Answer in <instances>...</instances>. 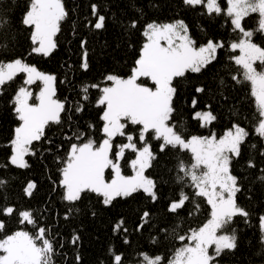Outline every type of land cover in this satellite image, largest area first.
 Masks as SVG:
<instances>
[{
    "label": "snow or ice",
    "instance_id": "1",
    "mask_svg": "<svg viewBox=\"0 0 264 264\" xmlns=\"http://www.w3.org/2000/svg\"><path fill=\"white\" fill-rule=\"evenodd\" d=\"M182 3L192 8L203 6L209 15L227 16L233 31L239 32L237 41L228 47L232 52L239 51V55L230 56L229 59L242 69V72L232 75L231 79L237 84L250 82L251 95L255 98L259 115L254 132L264 140V46L253 40L257 32L264 34V0H226V9L222 8L219 0H182ZM91 12L96 19L94 23L89 21L87 26L95 30L103 29L106 16L99 13L96 4L91 5ZM253 13L259 14L258 28L246 30L242 21ZM4 15H0V40L10 39L11 29ZM67 16L68 12L62 0H29L20 23L30 29V54L48 57L53 53L57 48L55 37L60 32L61 22ZM137 24V20H132L131 28H136ZM142 35L146 42L140 48L131 74L127 78L108 74L101 83L81 86L80 100L71 106H68L67 98L63 101L55 98L54 84L57 77L54 74L39 71L22 56L0 60V89L12 82L18 74H25L23 85L18 88L12 100L13 111L19 124L8 142L11 148L8 163L19 169L30 168L31 165L25 157L37 154L32 147L34 142L46 138V129L51 125H60L63 122V113H69V122L73 120V113H82L85 110L83 102L89 100V90L97 89L100 95L96 107L103 106L100 115L103 126L100 131L104 138L97 145L93 138L79 128L72 132V135L65 134L64 139L69 142L70 147L66 159L60 161L63 167L59 169L61 178L58 184L53 181L56 187L63 189V201L70 206L75 205L85 194L94 193L101 198L99 203L108 207L117 198H130L142 192L156 203L159 200L157 182L146 175V171L158 159L147 139L150 133L154 134L153 139L162 141L159 144L161 153L170 147L180 152L188 151L192 157L190 164L183 159L178 160L175 180L182 187L178 199H172L168 203V213L177 214L186 206V202L193 203L196 210H199L197 198L200 197L205 198L211 206V218L198 229H190L188 235L176 236L175 229L169 233L181 242H188L176 249L175 257L169 264H218V258L222 254L226 251L233 252L238 246L237 230L231 228L234 217L247 218L250 215L237 203V193L241 192L242 188L238 177L232 174L233 160L240 158L242 146L250 132L240 123L233 122L231 127L218 137V134L210 129L218 119L213 114L211 104L205 105L208 110H196L199 100L197 96H193L191 108L194 111L191 118L197 120L201 128H209L210 134L191 135L186 138L183 125L174 122L175 99L178 95L174 81L184 78L187 73L200 74L206 70L217 60L218 50L224 48L225 44L209 39L197 47L182 19L165 23L152 21L145 25ZM86 46L87 41L81 40L80 69L84 72L89 70ZM257 63L260 65L259 69L256 67ZM37 81L42 87L39 93L35 94L36 102L30 103L34 93L27 86ZM220 83L223 84L224 81L221 80ZM195 92L204 93L205 88L196 87ZM221 98L224 102L227 101L225 94H222ZM129 125L139 127L138 139L142 147L137 146L135 133L126 132ZM88 127L95 130L92 124ZM125 136L127 143L114 144L116 137ZM48 143L51 145L53 141L49 140ZM252 148H256V145L253 144ZM62 149L63 144L58 146V150ZM126 150L135 153V158L130 162L134 173L131 176L123 175L121 170V161ZM48 151H51V148ZM260 155L264 156V151ZM57 159L59 161V157ZM248 167H255L253 161H248ZM109 169L112 178L107 180L106 170ZM259 179L264 180V175ZM4 184L6 181L0 179V186ZM186 187L193 189L192 195L184 190ZM36 188V183L29 181L24 188V194L32 197ZM72 211L73 208L69 207L64 216L65 220L70 218ZM75 211L79 212L80 209L75 208ZM2 212L11 217L16 209L6 206L2 208ZM91 215L95 217L97 212L91 211ZM259 221L261 241L264 243V215L260 216ZM150 223L151 210H144L134 230L142 232ZM19 224L31 225L36 232L33 235L27 230H17L0 239V253H3L0 254V264H54L56 248L55 240L50 235L51 229L40 226L32 210L19 211ZM5 229L4 221L0 220V232ZM161 230L166 231L165 228ZM121 233L124 235V243L129 244L124 218H120L113 226L114 235ZM79 240L78 235H73L71 243L75 246ZM63 246L60 245L61 248ZM212 246L214 253L210 254ZM140 255L141 264H161L163 259L160 255L154 258L147 253ZM122 259V254H114V264H122ZM76 260L79 264V255Z\"/></svg>",
    "mask_w": 264,
    "mask_h": 264
},
{
    "label": "trees",
    "instance_id": "2",
    "mask_svg": "<svg viewBox=\"0 0 264 264\" xmlns=\"http://www.w3.org/2000/svg\"><path fill=\"white\" fill-rule=\"evenodd\" d=\"M68 16L61 22L60 32L55 37L57 48L48 57L30 54L32 44L30 29L25 28L20 20L26 11L29 0H0V15L8 20L11 29L8 40H0V60H9L22 56L29 64L35 65L39 70L49 72L57 77L54 84L56 97L60 100L68 99V106L80 100L81 86L92 83H101L108 74H117L126 77L131 73L135 59L139 55L145 37L142 35L147 23H159L182 19L188 26L189 35L196 46L206 43L209 39L220 41L225 47L218 50V58L212 65L200 74L187 73L184 78L174 81L178 89L175 99L176 112L174 122L182 124L185 137L191 135L206 136L215 131L218 136L231 127L233 122L244 126L250 136L242 146L240 158L234 159L232 174L238 177L242 191L237 193V203L247 210L250 215L245 218L234 217L231 228L237 230L238 246L233 252H225L218 258L222 264H263L264 243L261 241L259 218L264 215V180L259 177L264 175V140L254 132L259 115L255 98L251 95L250 82L237 84L231 79L232 75L242 72L230 56L237 55L230 51L228 45L236 42L238 31H233L230 18L221 14L209 15L203 6L192 8L182 3V0H62ZM225 8V0H219ZM96 4L100 14L106 16L105 27L101 30L87 26L89 21L95 22L92 16L91 5ZM137 20L136 28H131V21ZM259 14L253 13L242 21L245 28H258ZM87 41L89 70L80 69L82 49L80 41ZM258 45L264 46V34L257 32L253 38ZM131 45V46H130ZM259 69L260 65L257 63ZM25 74L17 77L0 89V179L6 184L0 186V220H3L6 229L0 232V239L17 230H27L35 234L36 229L31 225L19 224V211L32 210L40 226L51 229V237L55 240L56 253L53 256L54 264H77L76 256L79 255V264H114V254H122V264L140 263L141 253L151 257L160 255L161 264H166L174 255L177 248L187 242L179 241L170 235L175 229L176 236L190 234V229L201 227L211 215L210 205L205 198H197L199 210L191 202L179 210L177 214H169L167 205L172 199H178L182 185L175 180L176 165L179 159L187 163L192 162L191 153L180 152L170 147L163 153L159 144L149 134L147 139L158 159L146 171V175L157 182L159 200L153 203L142 192L130 198H117L111 206L104 207L94 193L85 194L80 202L69 205L62 199L63 189L56 187L60 177L59 169L63 167L60 161L67 157L70 144L64 139L65 134L72 135L77 128L85 131L93 138L97 145L104 138L100 129L103 121L100 115L103 106L96 107L100 95L97 89L89 90V100L84 103L82 113H73V120L68 121V112L62 114L63 122L60 125H51L46 129V138L34 142L35 156H26L31 165L27 169H19L8 163L11 148L8 142L14 135V129L19 121L13 111V97L17 89L23 85ZM224 83L221 84L220 81ZM65 81V83H60ZM150 83L148 81H144ZM110 82H108L109 84ZM34 89L36 86L31 85ZM101 86H104L101 84ZM196 87H204L205 92L197 94ZM222 94L227 96V101L222 100ZM197 96L199 103L196 110H208L205 105L211 104L213 114L218 119L209 128H201L197 120H193L191 99ZM95 126V130L89 128ZM127 133H135L138 147L142 145L138 139L139 127L131 125ZM87 138V137H86ZM53 141L49 145L48 141ZM73 142H75L73 140ZM125 137H116L114 144L126 143ZM63 144V149L58 146ZM255 144L256 148H252ZM51 148V151L48 149ZM116 149H114L115 151ZM114 155V153H113ZM134 152L125 151L121 161L122 173H131L130 160ZM59 157V161L57 159ZM251 160L255 167L249 168ZM112 177L111 170H106V179ZM29 181L36 183L32 197L24 194V188ZM55 189V190H54ZM189 195L193 189H184ZM13 206L16 212L13 216H5L2 208ZM69 207L73 208L69 219L64 216ZM75 208L80 211L76 212ZM151 210V221L142 232L135 231V224L140 221L144 210ZM91 211H96L93 217ZM191 213V215H190ZM120 218L126 221L128 228L127 238L130 243H124V235L113 234V226ZM178 226V227H177ZM165 228L166 231H162ZM78 235L80 240L73 246L71 239ZM155 241V242H154ZM64 245L63 248L60 245ZM214 253V251H213Z\"/></svg>",
    "mask_w": 264,
    "mask_h": 264
},
{
    "label": "rangeland",
    "instance_id": "3",
    "mask_svg": "<svg viewBox=\"0 0 264 264\" xmlns=\"http://www.w3.org/2000/svg\"><path fill=\"white\" fill-rule=\"evenodd\" d=\"M226 0H225V9H226ZM246 30H249L248 28H245ZM144 42H146V39H145V41ZM205 44V43H204ZM198 47V46H197ZM236 53H237V55H239V51L237 50L236 51ZM30 65H33V64H30ZM33 66H35V65H33ZM38 69V68H37ZM39 70V69H38ZM39 71H42V70H39ZM42 72H44V73H47V74H51V73H49V72H46V71H42ZM131 74V73H130ZM129 74V75H130ZM129 75H127L126 77H122V78H127ZM111 83V82H110ZM109 83V84H110ZM146 83V82H145ZM34 86H36L35 87V89L32 87V86H27V87H29V89H30V91H32L33 93H34V96L32 97V99H30V103H34V102H36L35 101V94H38L39 93V91H40V88L42 87V84L39 82V81H37L35 84H33ZM18 90V89H17ZM202 111H204V110H202ZM225 132V131H224ZM223 132V133H224ZM223 133L221 134V135H219V136H222L223 135ZM218 136V137H219ZM191 137V136H190ZM190 137H188V138H190ZM127 143V142H126ZM142 147V146H141ZM11 155V154H10ZM135 158V153H134V155H133V157L131 158V160L132 159H134ZM131 160H130V162H131ZM130 166H131V164H130ZM123 174V173H122ZM134 173H133V170H132V168H131V173L130 174H128V175H126V176H131V175H133ZM124 175V174H123ZM112 178V177H111ZM111 178H109V179H107V180H110ZM210 208H211V206H210ZM210 218H211V215H210ZM209 218V219H210ZM207 222V221H206ZM205 222V223H206ZM186 243H188V242H186ZM185 243V244H186ZM184 246V244L181 246V247H183ZM213 251H214V246H212V248H210V254L211 253H213ZM0 254H3V253H0ZM174 257H175V253H174V255L172 256V258L170 259V260H173L174 259ZM153 258V257H152ZM169 260V261H170ZM169 261L166 263V264H169ZM127 264H141V262L140 263H127ZM218 264H222V263H220V262H218ZM264 264V263H263Z\"/></svg>",
    "mask_w": 264,
    "mask_h": 264
}]
</instances>
